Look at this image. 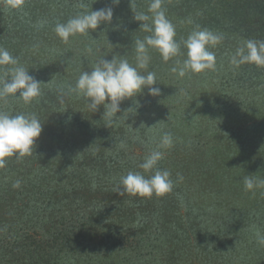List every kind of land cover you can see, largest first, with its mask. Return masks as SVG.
Masks as SVG:
<instances>
[{"label":"trees","instance_id":"1","mask_svg":"<svg viewBox=\"0 0 264 264\" xmlns=\"http://www.w3.org/2000/svg\"><path fill=\"white\" fill-rule=\"evenodd\" d=\"M132 2L137 11L147 13L151 0ZM106 6L114 9L110 24L70 36L67 43L55 33L56 23ZM162 7L175 25L177 41L197 28L223 36L210 48L216 68L209 71L218 75L220 84L216 87L211 79L215 91H207L201 104L216 102L235 126L247 121V131L254 129L250 116L264 111V67L245 63L237 68L230 59L247 40L264 41V0H163ZM133 15L130 0L119 5L111 0H24L19 8L0 0V47L45 82L30 104L14 97L0 101V110L35 113L43 124L31 155L10 157L0 168V264H264V246L256 235L264 234V188L248 191L243 182L245 176L264 179L262 133H247L230 143L235 135L226 132L222 137L229 140L224 145L228 150L206 155L219 160L225 154L250 163L247 171L229 179L223 197L215 177L193 182L171 166L167 153L178 146L174 138V149H163L156 166L171 173V192L151 197L116 193L120 177L143 172L139 164L169 132L160 114L169 101L167 92L175 87L172 68L187 58L186 49L181 45V54L164 61L149 48L147 71L156 73L161 94L148 95L145 88L125 99L110 127L105 126L109 118L103 105L93 112L86 98L68 92L80 74L58 69L57 61L54 67V56L59 50L82 49L83 56L96 45H118L123 58L135 65V40L150 33L139 28L141 22ZM26 51L31 52L27 57ZM33 53L42 54L38 62ZM215 120L210 122L213 130ZM17 180L18 188L13 187Z\"/></svg>","mask_w":264,"mask_h":264},{"label":"clouds","instance_id":"2","mask_svg":"<svg viewBox=\"0 0 264 264\" xmlns=\"http://www.w3.org/2000/svg\"><path fill=\"white\" fill-rule=\"evenodd\" d=\"M24 0H7L11 8H19ZM120 0H111V5H119ZM163 0H151L148 12L137 11L132 0L130 8L135 21L141 22L139 28L150 33L143 39L135 40V66L129 63L127 58L112 55L99 57L91 66L90 71H83L79 75L74 86L68 87V92L83 96L88 101V108L97 112L103 105L104 115L111 118L122 113L120 105L127 98H133L147 88L148 95L159 96L161 89L156 87V73L147 71L149 68V48H155L164 61L181 54V45L186 49V59L182 66L173 67L172 71L184 77L188 72L201 73L205 70H215L216 56L211 47L218 45L223 36L208 29H194L186 39H175V25L167 18L162 7ZM150 13V15H149ZM114 9L106 6L69 18L64 23H56L55 33L65 43L70 36L76 34H88L89 30H96L100 25L110 24L113 19ZM44 22H40L43 26ZM109 43H111L109 41ZM91 51V49H89ZM245 63H254L258 67H264V41L247 40L238 47L231 56L230 64L239 67ZM180 64V61H177ZM10 66V67H5ZM144 70V71H141ZM29 73V69L19 63L7 49L0 47V101L7 102L9 97L22 100L30 104L41 95V84ZM63 103V94L61 95ZM125 111V110H124ZM123 111V112H124ZM170 116V114H169ZM168 116V118H169ZM151 127V126H149ZM43 130L39 118L35 113L10 114L0 110V168H4L7 159L15 156L17 160L31 155L36 140ZM123 147V143L120 145ZM173 146V137L170 132H165L157 144L156 149L147 155L139 164L140 171H128L120 177L115 191L121 196L131 194L141 197H151L153 194L163 196L172 191L174 181L168 170L157 168V164L164 157L163 149ZM154 170V172H153ZM152 172L151 175L145 173ZM178 180L183 177L178 174ZM245 189L253 191L256 188H264V179L245 176L243 178ZM20 181L14 182L13 187H19ZM257 243L264 246V234L257 232Z\"/></svg>","mask_w":264,"mask_h":264},{"label":"rangeland","instance_id":"3","mask_svg":"<svg viewBox=\"0 0 264 264\" xmlns=\"http://www.w3.org/2000/svg\"><path fill=\"white\" fill-rule=\"evenodd\" d=\"M90 49L91 51H85L83 56L80 53L82 49H75L73 52L56 51L55 60L52 58L55 61V64L53 63L54 67L57 65V61L59 63L58 69L68 68L67 71L81 74L85 70L90 71L91 66L101 56H106V59H111L112 55L123 57L122 49L118 45H107L105 47L96 45ZM30 53L26 51L25 57ZM41 56L42 54L33 53L31 58L34 62H38ZM129 63L135 66L133 62L129 61ZM20 64L24 67L26 66L25 62L22 63L21 61ZM179 66H182V63L180 62L178 65L175 62V67ZM172 75L175 78L174 85L176 88L169 89V92H167L169 101L163 107L160 116L167 122L169 132L177 141L178 146L176 150L167 153V157L170 159L171 166L176 167L177 170L189 177L193 182L197 178H202L199 183L204 182V180L207 183L211 178L215 177L214 179L217 182L215 186L221 191V197H223L222 193L226 192L229 179L233 178L234 173L241 174L247 171L246 166L250 168V163H243L242 159L241 161L231 160L225 154L224 157H217L219 160L214 157H206V155L213 151L215 155H218L217 151L228 150V147L224 145L229 146V140L230 143L237 139L241 140L242 135H247V133L250 137L255 133H262L264 136V111H260L252 117L250 116V123L255 125V128L248 132L247 123L249 122L246 121L241 127L235 126L231 123L229 116L226 115L228 112L223 113L222 105H218L216 102L212 106L208 105L209 103L201 104V99L208 97V93L211 90L215 91V88L218 87L217 84H220L215 79L218 78L216 73L206 70L201 73L188 72L184 77H180L176 72H173ZM211 79L214 80L216 87L211 84ZM207 91L208 93H206ZM186 93L188 94L186 95ZM215 116L220 123L215 120V129L213 130L210 122L211 118H215ZM227 126H229L228 129ZM226 132L235 136L224 142L222 135L226 134ZM237 145L239 143H236ZM171 148L174 149V145ZM133 151L139 154L138 148ZM200 161H203L204 164L202 168L198 169L197 165L199 164L200 167ZM214 161L217 163L214 164ZM210 165L216 166L212 169L215 175L209 169Z\"/></svg>","mask_w":264,"mask_h":264}]
</instances>
